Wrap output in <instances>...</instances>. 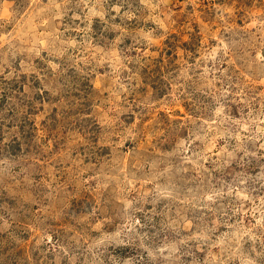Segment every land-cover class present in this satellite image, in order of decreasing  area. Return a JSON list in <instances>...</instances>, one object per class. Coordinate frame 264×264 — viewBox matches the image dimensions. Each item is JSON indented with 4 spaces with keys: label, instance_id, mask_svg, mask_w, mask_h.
Segmentation results:
<instances>
[{
    "label": "rangeland",
    "instance_id": "1",
    "mask_svg": "<svg viewBox=\"0 0 264 264\" xmlns=\"http://www.w3.org/2000/svg\"><path fill=\"white\" fill-rule=\"evenodd\" d=\"M0 264H264V0H0Z\"/></svg>",
    "mask_w": 264,
    "mask_h": 264
}]
</instances>
